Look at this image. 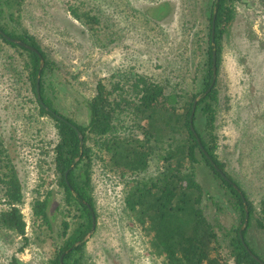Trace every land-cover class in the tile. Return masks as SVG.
I'll use <instances>...</instances> for the list:
<instances>
[{
    "label": "trees",
    "instance_id": "1",
    "mask_svg": "<svg viewBox=\"0 0 264 264\" xmlns=\"http://www.w3.org/2000/svg\"><path fill=\"white\" fill-rule=\"evenodd\" d=\"M23 1L0 0V8L7 7L9 21L21 17ZM239 1L212 0L205 9L207 27L195 36L196 57L201 49L200 42L204 44L200 66L190 68L187 59H180L187 68L174 80L144 71L112 73L98 81L94 96L85 102L87 122L81 124L60 115L45 95V74L52 65L47 53L26 30L16 34L0 23V54L2 46L6 45L23 59L18 71L9 61L11 56L1 62L5 64V71L19 77L16 80L19 86L14 91L20 99V110L25 113V124L32 125L35 130L40 119L51 122L55 139L48 141L46 148L61 198L67 205L73 202L79 206L86 222L72 231L47 264H69L71 260L72 264H79L74 260L75 255L82 252L84 237L92 226L95 201L91 176L97 160L115 172L120 180L132 182L131 189L123 197L124 208L145 231L152 254L163 258L164 264H264L252 242L255 230L264 231V195L258 205L253 206L239 184L226 174L216 154L218 98L217 83L211 86L212 52L215 49V74L218 75L222 38L232 21L233 4ZM69 8L73 18L86 28L93 44L104 50L123 41L125 28L129 29L133 20L141 21L140 26L135 27L137 36L148 37L152 45L159 43L157 36L163 32L161 23L171 11L170 4L164 0L149 2L145 10L128 9L120 0H74ZM195 84L200 86L199 91H195ZM209 88L196 103L192 131L193 101ZM198 112L204 118L205 133L196 127ZM74 128L81 135V147ZM3 146L0 135V199L5 205L0 209V230L25 239V221L18 208L23 198L22 187ZM196 155L227 190L228 201L237 214V223L231 224L226 232L223 230V236L228 239L226 249L220 246L218 234L204 214L203 200L209 195L195 179V167L201 163ZM155 160L159 167L155 174H148ZM49 194L32 205L33 215L46 225L47 231L53 218L47 211ZM66 229L67 224L63 223L62 234ZM76 243L79 244L74 246Z\"/></svg>",
    "mask_w": 264,
    "mask_h": 264
},
{
    "label": "rangeland",
    "instance_id": "2",
    "mask_svg": "<svg viewBox=\"0 0 264 264\" xmlns=\"http://www.w3.org/2000/svg\"><path fill=\"white\" fill-rule=\"evenodd\" d=\"M67 1L24 0L21 17L12 21L8 20L7 7L1 6L0 23L16 34L26 30L47 53L52 65L45 74V95L56 111L68 119L80 124L87 122L85 102L94 96L98 81L112 73L144 71L174 80L187 66L192 68L202 63L204 44L200 42L196 57L195 36L207 27L205 9L212 0H164L170 4L171 11L161 23L159 43L152 45L148 37L137 36L135 27L141 21L133 20L129 29L125 28L123 41L105 50L94 45L86 28L73 18L69 6L74 0L66 4ZM153 1L157 0H120L123 7L137 10H145ZM233 10L232 21L222 38V60L214 81L218 98L216 154L226 174L257 206L264 195V0H240L233 4ZM2 47L0 135L4 142L2 149L9 154L22 187L23 198L18 208L25 221V239L0 230V264H47L72 231L86 222L79 206L73 202L67 205L61 198L46 148V143L55 139L51 122L40 119L35 130L25 124V113L20 110V99L14 91L19 86L16 81L19 77L5 71L1 62L11 56L9 61L18 71L23 66L22 56L6 45ZM180 59H187L186 68ZM183 77L186 78V73ZM200 89L195 84V91ZM195 124L205 133L204 118L199 112ZM196 156L201 163L195 167V179L209 195L203 200L204 214L214 226L220 246L226 249L228 239L223 236V230L226 232L231 224L237 223V214L228 201L227 190ZM158 167V162L153 161L148 174H155ZM92 170L95 201L92 226L84 237L82 252L74 260L79 264H164L163 258L152 254L145 231L124 208L123 197L132 182L120 180L99 160L94 162ZM47 194V211L53 217L49 231L32 210L34 201ZM3 203L0 199V209L5 208ZM63 223L67 224L65 234H62ZM253 234V245L264 260V231L255 230Z\"/></svg>",
    "mask_w": 264,
    "mask_h": 264
},
{
    "label": "water",
    "instance_id": "3",
    "mask_svg": "<svg viewBox=\"0 0 264 264\" xmlns=\"http://www.w3.org/2000/svg\"><path fill=\"white\" fill-rule=\"evenodd\" d=\"M0 33H2L1 31H0ZM2 35H4V34H2ZM6 37V36H5ZM8 40H10V41H13L14 43H16V44H18V45H20V46H23V47H26V48H28V49H32L31 47H29V46H27V45H25L24 43H22L21 41H18V40H11L9 37H6ZM33 50V49H32ZM212 57H213V63H212V68H213V78H212V82H211V86L214 84V81H215V68H216V66H215V51L213 50V52H212ZM38 84V83H37ZM211 86H210V88H211ZM38 88V87H37ZM210 88L205 92V94H207L208 92H209V90H210ZM196 103H197V100H195L194 102H193V104H192V110H191V116H190V129L193 131V127H192V116H193V113H194V110H195V107H196ZM75 129V131H76V133H77V135H78V137H79V140H80V147H81V135H80V133L78 132V130L76 129V128H74ZM201 148V147H200ZM202 149V148H201ZM205 156L206 157H208L207 156V154H205ZM209 159V158H208ZM210 163L212 164V162L210 161ZM217 171H219V170H217ZM219 174L220 175H222L223 176V174H222V172L221 171H219ZM225 179H227V178H225ZM246 221H247V217L245 218V223H246ZM254 257V259H256V260H258L255 256H253ZM62 259V257H60V260ZM259 261V260H258Z\"/></svg>",
    "mask_w": 264,
    "mask_h": 264
}]
</instances>
